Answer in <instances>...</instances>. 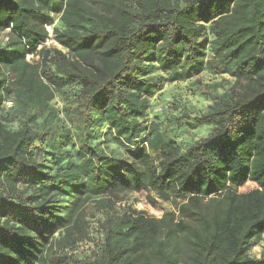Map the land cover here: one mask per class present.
Masks as SVG:
<instances>
[{"label":"trees","instance_id":"trees-1","mask_svg":"<svg viewBox=\"0 0 264 264\" xmlns=\"http://www.w3.org/2000/svg\"><path fill=\"white\" fill-rule=\"evenodd\" d=\"M2 33L0 112L27 114L0 122V264H264L249 255L264 238V0H0ZM203 71L233 84L199 115L172 103L143 124L165 84ZM103 128L126 159L93 143ZM141 191L177 212L123 205Z\"/></svg>","mask_w":264,"mask_h":264},{"label":"rangeland","instance_id":"rangeland-1","mask_svg":"<svg viewBox=\"0 0 264 264\" xmlns=\"http://www.w3.org/2000/svg\"><path fill=\"white\" fill-rule=\"evenodd\" d=\"M4 41V33L0 34V43ZM53 45L52 42H49L48 45ZM30 60V59H29ZM199 82L203 85L215 86L214 93L205 90V93H200L196 87V82ZM233 81L226 76H211L205 71L200 74L194 75L191 80L175 82L171 84H165L160 93L155 94L149 99V108L147 111V116L143 120V124L147 127L152 123H161L164 125L165 118L172 117L174 112L170 110L169 105L174 104L173 108H179L180 110H186L190 115H199L202 112L207 110V107L211 105V97L213 95H220L223 91L231 86ZM219 85V86H218ZM14 110L12 112L6 113L5 110L0 112V122L9 130H16L18 128L19 122L22 119H26V112H22L19 109L17 103H14ZM51 106L56 109V116L53 119V125L58 128H69V124L65 120L62 108L64 104L58 99H54L51 102ZM160 108L163 111H160ZM177 111L176 113L180 112ZM11 111V110H10ZM42 122V119H38L37 123L29 122V125L32 128H37L35 125H39ZM210 132V128H199L189 130L180 136V142L191 143L196 139L203 138L207 136ZM93 143H98L99 150L104 151L109 155L115 156L119 159L127 158V150L124 145L120 142L112 140V135L108 133L106 129H101L98 133L96 139ZM51 148H47V151H50ZM68 152V155L63 154V150L57 152L56 157L51 161L52 168H55L56 165H63L66 163L68 157H72V149L66 147L65 149ZM71 159V158H69ZM68 159V160H69ZM75 160V159H74ZM255 186L252 184H247L243 188L239 189V193H247L252 190ZM147 192L141 191L140 193H128L125 195V200L123 205L127 208L128 206L136 209L137 211H143L147 216L154 217L159 219L166 211L177 212V207L180 203V200L171 198L169 195H156L150 194V197L156 201V206H152L147 198ZM92 234L93 236L97 234L98 228L95 225V222H92ZM82 250V249H81ZM252 258L264 257V238L263 240L255 246L249 253Z\"/></svg>","mask_w":264,"mask_h":264},{"label":"built area","instance_id":"built-area-1","mask_svg":"<svg viewBox=\"0 0 264 264\" xmlns=\"http://www.w3.org/2000/svg\"><path fill=\"white\" fill-rule=\"evenodd\" d=\"M47 31L49 32V35L51 36V34H52V27H48L47 28ZM31 57H27V59L29 60ZM5 106H6V108H9L10 106H11V103L10 102H7V103H5Z\"/></svg>","mask_w":264,"mask_h":264},{"label":"crops","instance_id":"crops-1","mask_svg":"<svg viewBox=\"0 0 264 264\" xmlns=\"http://www.w3.org/2000/svg\"><path fill=\"white\" fill-rule=\"evenodd\" d=\"M247 184H252V183H250V182H247V183H246L244 186H246ZM239 189H240V188H239ZM239 189H238V190H239Z\"/></svg>","mask_w":264,"mask_h":264}]
</instances>
